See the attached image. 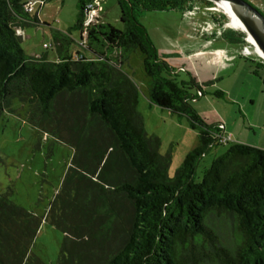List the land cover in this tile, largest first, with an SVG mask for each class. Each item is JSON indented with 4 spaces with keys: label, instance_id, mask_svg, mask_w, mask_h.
Listing matches in <instances>:
<instances>
[{
    "label": "trees",
    "instance_id": "1",
    "mask_svg": "<svg viewBox=\"0 0 264 264\" xmlns=\"http://www.w3.org/2000/svg\"><path fill=\"white\" fill-rule=\"evenodd\" d=\"M27 1L0 0V116L13 113L17 100L26 107L25 121L72 155L44 216L0 194V264H45L30 251L43 220L64 235L55 264H264V149L226 143L194 181L198 160L220 145V131L187 97L192 90L203 95L210 81L180 80L137 20L143 11L183 12L201 3L230 29L229 14L201 0H115L117 29L100 17L87 23L93 0H77L72 28L51 32L45 48L53 47L56 57L49 60L21 47V28L39 24L35 12L24 10ZM133 53L148 78L149 103L197 134L171 178V156L161 155L159 138L147 135L138 87L122 69ZM261 58L244 57L254 75L261 72L264 89Z\"/></svg>",
    "mask_w": 264,
    "mask_h": 264
},
{
    "label": "rangeland",
    "instance_id": "2",
    "mask_svg": "<svg viewBox=\"0 0 264 264\" xmlns=\"http://www.w3.org/2000/svg\"><path fill=\"white\" fill-rule=\"evenodd\" d=\"M41 1V0H40ZM35 6L39 24L21 28V47L30 57L46 55L54 60L56 55L51 45V32H66L76 22L77 0H46ZM253 6L258 3V10L264 17V0H244ZM199 7L190 3L195 9L192 20H197L198 34L201 26L209 24L213 30L209 34L198 36L207 39L230 36L245 41V35L234 26L233 22L224 27L226 18L212 11L204 4ZM255 7V6H254ZM100 18L117 29H121L119 10L115 0H100ZM256 8V7H255ZM182 12L177 10L143 11L137 16L138 23L146 30L160 59L165 62L189 63L186 69L173 70L179 79L188 80L192 74L204 80L203 95L189 93L187 100L194 98L192 107L210 124L222 125L224 133L231 137V142H238L264 149V89L260 75L253 74V63L237 55L234 61L220 64L206 57H186L190 45L189 36L192 25L182 19ZM223 18V19H222ZM71 36L78 40V31ZM222 42V41H221ZM223 44V42H222ZM185 45L184 48L182 46ZM239 45V54L249 55L250 59L259 60L261 54L246 42ZM223 54V50H217ZM164 57V58H163ZM213 58V57H212ZM247 58V57H246ZM227 59V58H225ZM122 69L131 76L138 87V107L147 135H154L160 140L161 155L169 153L171 164L168 176H174L183 159L197 145V134L191 130L186 121L177 119L167 110L150 106L147 100L148 78L141 67L139 53H133ZM188 74V75H186ZM196 81V82H197ZM219 91L223 95L217 96ZM198 105V106H197ZM197 106V107H195ZM13 113L5 112L0 116V194L7 195L16 205L44 216L50 201L59 189L72 155L71 149L51 138L43 137L26 120V107L17 100L12 101ZM230 143V142H229ZM228 145L212 146L197 163L194 181L201 179L202 172L211 162L225 153ZM63 233L43 220L30 251L45 264H55L63 241Z\"/></svg>",
    "mask_w": 264,
    "mask_h": 264
},
{
    "label": "crops",
    "instance_id": "3",
    "mask_svg": "<svg viewBox=\"0 0 264 264\" xmlns=\"http://www.w3.org/2000/svg\"><path fill=\"white\" fill-rule=\"evenodd\" d=\"M256 2H260V1L257 0ZM253 6H255L256 9L260 10V8H258V3H254ZM261 6H262V8L264 7L263 5H261ZM99 17H100V12H99ZM181 17H182V19L187 21L190 25H192L191 32L189 33V36L185 37L187 40L189 38L193 42L192 43L193 45H190V47H189L190 49H189L188 53L186 54V57H206V58H208V61L213 59V60L217 61L218 64H220L221 62L223 63V61L232 62V61H234V59L236 58L237 55H240L237 52V50L240 48V47L237 48L239 45L229 43L226 40H221L220 38L207 39L206 37H204V40L199 42L198 40L200 38L198 36H200V33L198 34L197 28H198V25H201L202 23L199 22L200 24H198L197 20H192L190 18L184 17L182 14H181ZM195 23H197L198 25L195 26ZM202 27L203 26H201V28ZM210 27H211L210 31H212L213 28L211 25H210ZM201 28H200V31H201ZM206 40L210 41V43L207 45H204V41H206ZM221 41L223 42V44ZM184 47H185V45L182 46V48H184ZM217 50H223L224 53L219 54V53H217ZM240 56H242V55H240ZM225 58H227V59H225ZM172 61L173 60H171V62L170 61L169 62L166 61V62L170 67H172V69L174 71L178 70V69L180 70V68L186 69V65L189 64V63H184V62L174 63ZM186 75H188V74H186ZM188 77H189V79H193L195 82L198 80V77L195 74L194 75L192 74V77L188 75ZM180 80H182V79H180ZM188 80H186V81H188ZM204 80H206V79L201 78L200 81H197V83L198 84L205 83L206 81L204 82ZM149 105L153 106L150 103H149ZM197 106H195V107H197ZM213 125H216V124H213ZM223 130L225 131L224 127H223Z\"/></svg>",
    "mask_w": 264,
    "mask_h": 264
},
{
    "label": "water",
    "instance_id": "4",
    "mask_svg": "<svg viewBox=\"0 0 264 264\" xmlns=\"http://www.w3.org/2000/svg\"><path fill=\"white\" fill-rule=\"evenodd\" d=\"M224 1L228 3L230 11L240 23L245 41L254 44L260 50L261 60L264 61V40L260 33V25L264 26V17L254 6L244 0Z\"/></svg>",
    "mask_w": 264,
    "mask_h": 264
},
{
    "label": "built area",
    "instance_id": "5",
    "mask_svg": "<svg viewBox=\"0 0 264 264\" xmlns=\"http://www.w3.org/2000/svg\"><path fill=\"white\" fill-rule=\"evenodd\" d=\"M40 0H28L27 3L25 4L24 6V10L28 13H32L34 12V9H35V6L39 3ZM41 4H43V0L40 1ZM100 0H93L89 5H88V17H87V20L86 22L89 23V22H92L95 18H98L99 17V12H100ZM182 15L184 17H187V18H195V17H198L199 15H195V9H191V10H184L182 12ZM211 27L209 24H206L205 26H203L201 28V34L202 36H205V34H209L211 31ZM219 38V37H218ZM210 41L206 40L204 41V45H207L209 44ZM48 45H44V47H47ZM244 57H248L249 58V55H244V54H240ZM251 58V57H250ZM173 72V71H172ZM175 73V72H173ZM195 92H198L200 93L199 91L197 90H193ZM192 92V91H189V93ZM188 101V100H187ZM193 102H195L194 98L191 99V101H188V103L191 105ZM215 127H217L220 131V135L217 137L216 139V144H226V143H229L231 142V137L229 135H226L224 133V130H223V126L222 125H214Z\"/></svg>",
    "mask_w": 264,
    "mask_h": 264
},
{
    "label": "bare ground",
    "instance_id": "6",
    "mask_svg": "<svg viewBox=\"0 0 264 264\" xmlns=\"http://www.w3.org/2000/svg\"><path fill=\"white\" fill-rule=\"evenodd\" d=\"M202 1V0H201ZM206 2H210V3H213L219 7H221L222 9H224L230 16L233 24L235 27L239 28L241 31H242V27L240 25V23L238 22V20L235 18V16L232 14V12L230 11V8H229V5L226 1L224 0H207ZM260 33L262 35V38L264 40V26L261 27L260 25ZM257 48V47H256ZM258 49V48H257ZM258 51L260 52V50L258 49ZM261 53V52H260ZM262 55V53H261Z\"/></svg>",
    "mask_w": 264,
    "mask_h": 264
}]
</instances>
